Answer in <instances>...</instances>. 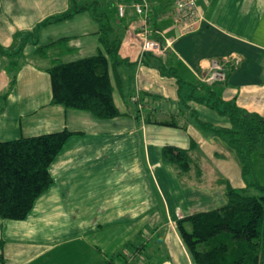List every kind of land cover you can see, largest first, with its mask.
Here are the masks:
<instances>
[{"label": "crops", "instance_id": "crops-1", "mask_svg": "<svg viewBox=\"0 0 264 264\" xmlns=\"http://www.w3.org/2000/svg\"><path fill=\"white\" fill-rule=\"evenodd\" d=\"M151 2V25L159 30L151 37L172 41L166 66L192 82L201 81L212 60L223 61L232 72L219 84L218 95L264 117V0H197L205 20L198 31L182 36L173 24L174 0ZM70 5V0H0V141L71 132L50 165L52 183L27 217H0V264H126L125 257L141 255L146 246L142 234L148 225L147 192L163 194L164 188L179 189L170 199L164 195V208L172 239L187 263L194 264L173 229L179 218L173 215V205L203 189V155L221 160L224 154L225 141L200 127L197 120L222 128L230 127V120L195 100L183 104L176 77L142 63V18L133 15L131 5H126L125 16L116 26L121 34V62L111 73L120 115L100 119L86 111L51 104L47 71L51 65L27 60L30 53L51 59L38 56L36 45L26 42L14 52L8 49L16 43L19 31L30 30ZM64 23L69 32H58L56 25L65 29ZM99 31L94 14L82 10L64 22L46 25L39 43L69 38L71 51L62 58L75 60L102 50ZM146 60L152 63L155 56L148 54ZM171 121L177 125L163 123ZM166 145L189 149L199 169L194 165L186 175H179L162 159ZM238 164V186L244 188Z\"/></svg>", "mask_w": 264, "mask_h": 264}, {"label": "trees", "instance_id": "trees-1", "mask_svg": "<svg viewBox=\"0 0 264 264\" xmlns=\"http://www.w3.org/2000/svg\"><path fill=\"white\" fill-rule=\"evenodd\" d=\"M128 1L132 4L134 0ZM70 2L65 12L38 23L36 34L52 22L69 19L82 10H90L100 22L102 50L94 55L67 61L62 55L71 51L68 47L69 38L49 40L46 44L39 43L38 38L34 40L35 53L51 59V66L47 69L52 89L50 103L86 111L100 119L119 116L113 99L111 73L121 62L118 56L121 34L116 26L125 13L119 15L118 4H127L118 0L115 10L113 7L106 10L96 1L82 5H77L73 0ZM150 3L152 5L151 0ZM111 15L116 17L115 21H111ZM20 53L21 49H18L17 54ZM147 55L144 54L142 63L155 66L165 76L176 77L183 104L192 99L229 118L228 128L197 121L200 127L211 130L235 152L245 182L244 188H235L227 183L223 205L177 219L176 228L186 250L194 264H259L260 241L264 242V186L248 182L246 177L252 171L251 156L258 145L264 143V117L248 112L234 101L223 100L218 95L219 84L224 83L226 78L210 84L188 82L178 76L173 68L166 66L163 59L155 57L154 62L150 63L146 60ZM231 70L226 67V77ZM163 123L177 125L175 121ZM70 135V131L62 130L0 141L1 218L22 220L27 217L36 199L52 183L50 165ZM161 155L163 161L172 165L179 175H186L194 165L199 169L189 149L166 145ZM251 186L260 192L249 194L247 188ZM124 259L129 264V260L126 257Z\"/></svg>", "mask_w": 264, "mask_h": 264}, {"label": "rangeland", "instance_id": "rangeland-1", "mask_svg": "<svg viewBox=\"0 0 264 264\" xmlns=\"http://www.w3.org/2000/svg\"><path fill=\"white\" fill-rule=\"evenodd\" d=\"M77 4H82L86 1L91 2L93 0H73ZM102 4L103 9H111L116 0H95ZM124 3L131 4L128 0H123ZM100 8V9H101ZM127 8V7H126ZM99 9V11H100ZM133 15L138 17L134 12ZM111 21H115L116 17L111 15ZM45 19V18H44ZM42 19V20H44ZM41 20V21H42ZM40 21V22H41ZM64 22L61 20L58 22ZM38 22V23H40ZM54 22V23H58ZM36 23L30 30H26L23 33L19 31L16 34V43L8 49L9 52H14L15 49L20 48L24 44L33 45L34 40L42 39L41 31L45 27H42L36 34L35 27ZM65 24V29H60L63 25H56L58 32L63 31L62 33L69 32V26ZM119 34V32H118ZM1 57V56H0ZM7 60V57H5ZM31 63L36 65L50 66L51 61L49 59H40L30 53V58H28ZM21 61V59H20ZM132 89V88H131ZM144 100V99H143ZM141 100V102L143 101ZM144 102V101H143ZM137 104H135L136 106ZM136 110L139 107H134ZM208 135H210L208 133ZM223 146V157L221 160L217 157L210 158L207 155H203V170H204V184L200 186L201 189L199 192L190 196L189 198H184L178 200L177 204H174L173 215L176 217H183L191 212L198 210H209L221 206L225 202V190L226 182L229 181L238 188V180L241 179L240 168L235 152L230 149L225 143ZM252 162V171L247 175L246 179L248 182L264 186V143L258 145L256 152L251 156ZM188 180H185L184 183H187ZM193 183V182H192ZM170 185L173 186V183L170 182ZM179 191L178 188H164L163 194L161 191H148L147 192V219L148 225L145 230H143L142 239L145 241L146 246L144 247L142 254L138 256L126 257L130 261L129 264H162L164 261H168L171 264H188L187 259L182 253V251L177 247V243L172 239V227L169 224L168 214L164 208L166 199L164 195L170 199L172 194H176ZM249 194H258V191L255 187L251 186L247 188ZM156 198V199H155ZM157 200V204H154V201ZM153 204V205H152ZM153 206L152 209L149 207ZM159 215L156 217V215ZM178 219V218H177ZM155 224V222H157ZM172 223V222H171ZM154 225L153 227L151 225ZM173 229L176 228V221L172 224ZM158 228V231L155 230ZM177 230V228H176ZM178 232V231H177ZM168 235L170 237H168ZM133 252H131L132 255ZM259 264H264V242L260 241L259 246ZM123 262V260H122Z\"/></svg>", "mask_w": 264, "mask_h": 264}, {"label": "built area", "instance_id": "built-area-1", "mask_svg": "<svg viewBox=\"0 0 264 264\" xmlns=\"http://www.w3.org/2000/svg\"><path fill=\"white\" fill-rule=\"evenodd\" d=\"M134 12L142 18V57L144 54H151L155 57L166 59L168 47L171 40L153 38L154 30L151 25L152 6L150 0H134L131 4ZM125 4H118V13L123 16ZM204 14L199 7L197 0H174L173 24L177 27L179 35H186L198 31L203 22ZM226 78V67L223 61L212 60L207 72L201 77V82L210 84L216 81H223Z\"/></svg>", "mask_w": 264, "mask_h": 264}]
</instances>
